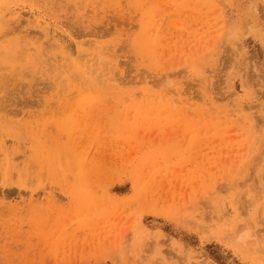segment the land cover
Returning a JSON list of instances; mask_svg holds the SVG:
<instances>
[{"label": "rangeland", "instance_id": "374dc122", "mask_svg": "<svg viewBox=\"0 0 264 264\" xmlns=\"http://www.w3.org/2000/svg\"><path fill=\"white\" fill-rule=\"evenodd\" d=\"M0 264H264V0H0Z\"/></svg>", "mask_w": 264, "mask_h": 264}]
</instances>
